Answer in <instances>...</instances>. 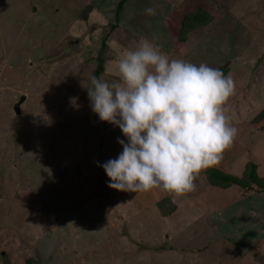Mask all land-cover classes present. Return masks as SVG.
Segmentation results:
<instances>
[{"label": "rangeland", "instance_id": "rangeland-1", "mask_svg": "<svg viewBox=\"0 0 264 264\" xmlns=\"http://www.w3.org/2000/svg\"><path fill=\"white\" fill-rule=\"evenodd\" d=\"M119 1L0 0V264H264V192L208 177L242 176L249 161L264 176V0H127L116 17ZM199 8L213 21L179 41ZM141 37L234 81L225 114L238 135L184 195L113 189L97 165L126 137L90 107L96 56L106 43L100 78L117 80Z\"/></svg>", "mask_w": 264, "mask_h": 264}, {"label": "clouds", "instance_id": "clouds-1", "mask_svg": "<svg viewBox=\"0 0 264 264\" xmlns=\"http://www.w3.org/2000/svg\"><path fill=\"white\" fill-rule=\"evenodd\" d=\"M145 12L156 15L155 8ZM153 40L141 37L124 52L117 80L92 76L86 87L92 111L126 137L118 138L117 158L97 165L113 189L180 196L195 190L199 172L217 163L238 135L225 114L235 85L218 68L171 59Z\"/></svg>", "mask_w": 264, "mask_h": 264}, {"label": "trees", "instance_id": "trees-1", "mask_svg": "<svg viewBox=\"0 0 264 264\" xmlns=\"http://www.w3.org/2000/svg\"><path fill=\"white\" fill-rule=\"evenodd\" d=\"M127 0H120L116 11L115 16L119 17L124 3H126ZM213 21V15L208 12L207 10L203 8H199L196 11L190 12L186 14V16L182 20L181 24V30L179 32V41H186L188 34L194 30L207 27L211 22ZM113 28L116 27V25H112ZM103 48L101 51L97 54V60L98 61V67L95 70V76L97 78H100V74L103 71L105 64H104V58H103V51L106 47L103 43ZM260 118H264V108L260 112ZM209 182L213 186L221 187V188H228L232 185H239L241 188H250L252 186H256L257 192H264V176L261 177L258 174V165L254 163L253 161H249L246 164L245 170L243 171L242 176H235L228 173H225L220 170H212L208 174ZM145 195H141L140 198H144ZM128 201L134 202L135 200H132L134 196L127 195ZM151 198V197H150ZM149 198V199H150ZM158 207H160L163 215L168 216L172 215L176 211V205L171 201L170 197L163 196V198L160 199L158 202ZM29 263H33V261L30 259Z\"/></svg>", "mask_w": 264, "mask_h": 264}, {"label": "water", "instance_id": "water-1", "mask_svg": "<svg viewBox=\"0 0 264 264\" xmlns=\"http://www.w3.org/2000/svg\"><path fill=\"white\" fill-rule=\"evenodd\" d=\"M25 99H26V96L23 95L20 98V100L15 104V110L17 111L18 114H20V112H21V105L25 101Z\"/></svg>", "mask_w": 264, "mask_h": 264}, {"label": "crops", "instance_id": "crops-1", "mask_svg": "<svg viewBox=\"0 0 264 264\" xmlns=\"http://www.w3.org/2000/svg\"><path fill=\"white\" fill-rule=\"evenodd\" d=\"M151 191V190H150ZM150 191H147V192H144V193H150V194H152L153 192L152 191H155V189H152V191L150 192Z\"/></svg>", "mask_w": 264, "mask_h": 264}]
</instances>
